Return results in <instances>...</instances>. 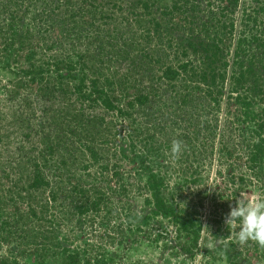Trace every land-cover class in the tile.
Segmentation results:
<instances>
[{"label":"rangeland","instance_id":"1","mask_svg":"<svg viewBox=\"0 0 264 264\" xmlns=\"http://www.w3.org/2000/svg\"><path fill=\"white\" fill-rule=\"evenodd\" d=\"M95 1L96 17L84 8L87 17L83 20L90 23L81 20L73 28L72 21L66 19V0H0V196L7 220L0 231V260L6 256L10 264H63L60 255L44 249L47 242L54 246L53 236L57 235L61 249L79 251L81 264H264V248L252 241L239 245V227H229L225 222L241 197L264 195V157L250 160L251 146L260 138L257 119H246L245 114L246 110L260 113L264 107L262 94L250 90L249 99H242L247 89L255 86L253 76L242 86L230 80L239 71L237 60L248 64L252 55L264 51V45L258 44L264 42V0H181L187 7L193 2L199 6L197 13L190 11L188 17L171 11L174 0L152 3L149 13L137 0ZM60 4L61 8L57 7ZM139 17L145 18L150 32L137 41L134 28ZM203 24L212 36L220 26H227L220 42L221 58L214 64L225 71L227 80L217 78L215 85L210 83V71L202 79L201 65L207 52L200 42L212 41L206 37ZM191 25L196 27L194 32L188 29ZM29 29L30 47L18 49L20 36ZM254 35L259 40L254 41ZM11 36L18 38L15 48L7 47ZM190 37L197 43V50L182 44ZM29 49H34L43 62L45 76L39 83L22 88L17 84L24 85L27 75L15 56L19 51L25 55ZM121 49L127 51V57H117ZM100 56L110 67V76L116 74L117 83L107 85L113 108L104 107L101 100L90 107L77 95H65L63 82L56 79L59 72L54 65L46 64L47 59H62L72 67L64 72L65 80L79 83L82 72H87L86 83L90 84L94 57ZM188 62L189 70L184 71L182 66ZM167 65L180 75L160 80ZM254 66L257 76L264 79V64L255 62ZM233 86L238 89L233 90ZM141 96L145 100L147 96L146 104L139 100ZM130 100L134 101L133 108H129ZM70 102L76 109L87 104L84 121L74 122L65 131L61 125H50L56 116L64 119ZM246 102L253 103L247 106ZM119 108L133 113L121 115ZM97 114L104 118V126L111 127V137L103 148H111V165L120 164L117 169L123 184L116 177L108 180L102 168L106 158L100 154L94 158L87 147L94 145L87 135L90 116ZM57 138L65 143L64 155L70 157L66 152L76 150L66 170L59 168L60 158L50 150L51 145L58 144ZM174 140L186 146L178 157L171 154ZM43 148L52 186L60 181L74 184L78 180L72 176L76 174L84 179L82 186L90 188L88 195H93L91 188L95 187V191L106 193L105 201L102 212L92 219L86 217L85 224L75 220L56 222L41 231V220L32 218L30 207L50 194L51 185L22 191L24 198L18 202L24 213L21 218H31L29 240L33 237L36 241L22 244L25 237H20L21 227L12 217L17 206L11 199L18 189L13 187L17 159L33 154L34 162L25 159L31 165L25 161L22 168L35 169L41 164L35 162L42 161L39 151ZM157 180L161 183L156 189L174 213L166 214L156 204L153 184ZM121 185L127 187L124 195L119 193ZM61 198L41 215L54 218L62 203L73 207L74 196ZM51 228L53 233L47 230ZM209 241H215V246L209 248Z\"/></svg>","mask_w":264,"mask_h":264},{"label":"trees","instance_id":"2","mask_svg":"<svg viewBox=\"0 0 264 264\" xmlns=\"http://www.w3.org/2000/svg\"><path fill=\"white\" fill-rule=\"evenodd\" d=\"M93 1V2H91ZM84 0L83 4L81 6H78L77 4L79 3V0H66L65 4H64V9L66 11L67 18L68 20L72 21L73 23V28L78 27L80 24V21L82 20L83 24H89L90 20L84 21L83 19L86 18L87 16L84 14L85 12H87L89 15H95L96 17V13H97V9H96V1L95 0ZM158 0H137L138 4H142L143 8L145 10L148 11L149 13V9L151 8L152 3H156ZM181 0H174L173 1V7L174 9H172L171 11L174 12L173 10H177L180 15L181 14H186V17H188L190 14V11H193L194 13H197V10L199 9V6L193 2V4L190 7H187L185 4H181L180 3ZM188 3V1H187ZM57 7L61 8V4L57 5ZM84 8L86 9V11L84 12ZM26 11H28V9H26ZM196 15V14H194ZM185 16V15H184ZM216 18V17H214ZM145 18L144 17H139L137 19L138 21V28L135 27V31H134V37L135 39L140 40V37L142 35H146V33H148L150 30L148 29L147 26H145ZM86 24V25H87ZM221 25V24H220ZM249 26V25H247ZM245 26V27H247ZM13 27V26H12ZM186 27V25H185ZM193 30H192V29ZM191 28L188 27V29L192 32H194L195 28L194 26L191 25ZM227 28L226 24H223L222 26H220V29H218L216 31V35L212 36V31L209 30V28L206 26V24H203L202 29L204 31V33L207 35L206 37L211 41L210 43H206V42H200L201 47L203 48V50H205L207 52V54L205 55L206 57L204 58V61L201 65V70L202 71V79H206L207 78V72L210 71L212 73L211 75V84L215 85L217 82V78L221 79L222 81H226L227 80V75H225V71L221 70L219 67H216L214 64L221 58V53H220V42L223 41L224 39V35H225V29ZM30 32L29 30H26L23 32V34L20 36L19 38V42H20V47L18 49H22L24 47H30V36L28 35ZM169 31L167 30V33ZM127 33V32H126ZM128 33L131 35L132 33V29H128ZM139 33V35L137 34ZM16 35L19 36V33L16 32ZM264 38V37H263ZM254 41L255 40H259V38H257V36H253L252 38ZM262 39V38H261ZM9 43H8V48H15V45L18 41V38H13L11 36V38H9ZM182 44H187L188 46L192 47L193 50H197V43L195 42L194 38L190 37L188 39H186L184 42H182ZM258 44L264 45V42H259ZM6 47V48H7ZM113 49V48H112ZM114 49H116L114 47ZM122 52H120L117 54L118 58H125L127 57V54L125 50L121 49ZM19 51V50H18ZM264 51H262L261 55L255 56L252 55L253 58L250 59V61L248 62V64L245 62V60H237V65L239 67V71L238 73H233L230 76V80L231 82L235 83L236 85H240L242 86L243 82L246 81L248 79L249 76H253L254 77V82H255V86L252 88L247 89V91H249L247 94H245V96H241L242 99H249L250 97V90L253 91L255 93V95L258 94H262V97H260L261 101H264V84H263V80L261 77L257 76L258 75V70H256V63H263L264 64ZM11 56V55H9ZM17 57V58H16ZM96 57V56H95ZM94 57V63L92 65V73H93V78L90 79V84L86 83V80L88 78V74L87 72H82L83 77L81 78V80L79 81V83H70V79H66L65 77L66 74L69 72L68 69H72V67L70 65H67L66 62L62 59H58L55 60L53 58L51 59H47L46 60V64L47 66L51 67V65H54V68L59 72L58 76H57V80H59V82H63L62 84V89L65 92V95L70 93L69 95H77L79 97L80 100L83 101V103H89L88 106L92 107L95 106L97 104V102H99L101 100V103L104 107L106 108H113V103L111 101V98L108 94V88L107 85H111L114 83H117L116 80H114V74H112L113 78L110 76L109 73V66L105 63V61L103 62L101 59L102 56L98 57L95 59ZM255 57V58H254ZM25 60V61H23ZM160 58L157 60L159 61ZM15 61L16 62H21V70L22 72L27 75V78L25 80V84L20 86L19 84H17L18 87H24V86H32L34 83H39V78L45 76V70L46 68H44L43 66V62L37 57V54L35 53L34 49L28 50L27 54H23L20 51L18 52V55L15 56ZM97 61V63H96ZM255 61V62H254ZM100 63V64H99ZM26 67H25V66ZM227 63H224L223 66H226ZM188 66L190 67V62L187 63V65H183L182 68L184 69V71L189 70ZM48 67V69L50 70V68ZM194 68V67H192ZM67 72V73H64ZM179 71L176 70L175 68H173L171 65H167L165 66V68L163 69L162 74L159 76V79L162 80L163 78L165 79H170L173 80L175 79L177 76H179ZM73 78V77H72ZM264 78V76H263ZM21 82V81H20ZM89 88V91H84L83 89L85 88ZM190 86V85H189ZM211 86V85H209ZM233 90L236 91V89H238L236 86H233ZM219 92V91H218ZM212 93H214V90L210 91V95H212ZM240 97V96H239ZM70 98V97H69ZM145 99H143V97L141 96L139 98V100H145V104L147 103V96L145 97ZM71 101V100H70ZM253 102H246V105L249 106L250 104H252ZM75 103L74 102H70L69 104H67V111L64 112V114H66V116H64V119H59V117H54L49 124L52 125H56L57 128H64V131L67 130L71 124H73L74 122H78V123H82L84 121V117L86 116L85 114V108L88 107L87 104H84V107L82 108H74L73 105ZM129 108H133L134 107V101L130 100L128 102ZM119 112L121 113V115H127V114H131L133 113L131 111V113L127 112L124 110V108H119ZM253 113V111L251 110H246L245 114H246V119H257V122H255L257 124V133L259 134V140L256 141L254 143V145L251 146V150H250V160L252 161H257L259 158L263 159L264 157V138H263V133H264V107L261 109L260 113L258 114H251ZM149 115V114H148ZM253 115V116H252ZM90 127H89V135H87V137H90V140H92L94 142L93 147L92 146H87L88 149H90L91 155H93L94 158H96V156L98 154H100L101 157H105L106 158V162L104 164V166L102 168H104L106 171H104V175L106 177H108V180L110 178L116 177L118 178V181L120 184H123L124 182H121V176H120V171L119 166L120 164L118 162H114L113 165H111V156L112 153H110V149L105 150V148H103V145L105 143H108V138L111 137V133L109 132L111 127H106L104 126L105 124V120L104 118L101 116L97 115H92L90 116ZM96 120V121H95ZM61 122H64L63 124H61ZM100 122V123H98ZM112 122V121H111ZM98 123V124H97ZM63 125V126H62ZM133 126V125H132ZM91 128V129H90ZM95 128V130L93 129ZM97 128V129H96ZM136 128H134L135 130ZM106 134H105V133ZM44 133V132H43ZM46 133V132H45ZM44 133V135H45ZM66 134H68V132H66ZM114 135V134H113ZM46 136V135H45ZM43 141V140H41ZM33 147H35L36 143H37V139L33 140ZM39 143V142H38ZM58 143L56 146L51 145V152L55 154V156L59 157L60 160L58 161V165L59 168L61 170H66L67 166L69 165V162H72L70 160L71 155H75L76 150L74 151L75 148L72 149L71 153L70 151H67L66 153L68 155H70V157L64 155V141L61 140L60 138L56 139V142ZM104 143V144H103ZM40 144V143H39ZM46 142L43 144L44 147H47ZM109 150V151H108ZM39 153L41 154L42 157V161H37L35 163H41L39 164L35 169H31L28 170L26 168H22L23 163L26 161V163L30 164V162H28L25 159H30L31 161L34 162V159H32L33 154L27 155V157H22L21 155H19L18 159H17V172L15 175H17V181L13 184V187H16L18 189L15 190L14 192V196H11L12 200L14 201V203L17 205L14 207L13 209V220L16 224H19L21 227V235L20 237L23 238L24 240H22V244H30V243H36V241H34V238L32 237L29 240V237L31 236V227H29V224H31V218H29V215H25V219L23 220V218H21L23 216V210H21L20 205L18 204L19 201H21V199H23L24 197L22 196V191H27V190H32V189H39L40 187H43V189H46L47 186L51 185V180H50V176L47 174L46 172V165L48 160L46 153V148H43L41 151H39ZM107 155V156H105ZM113 156V155H112ZM139 156V155H138ZM140 157V156H139ZM79 159V158H77ZM31 165V164H30ZM64 175V173H62V176ZM155 177V175H154ZM72 178L78 180L77 182H75L74 184L68 185L67 183H63V182H59L56 186H52L50 188V194H48L46 197H44V199L35 201L31 203V214H32V218H36L38 220H41L40 224L42 226V230H45V226H52V224L58 222L63 223L65 221H76L80 224H85L86 217L88 219H92L91 216L94 215L96 216V214L98 212H102L103 210V202L105 201V196L106 193L102 192V191H95L96 188L92 187L91 189L93 190V195H88V190L89 192L91 191L90 188L87 189L84 186H82L83 184V178L77 176L76 174H73ZM23 182V183H22ZM160 181L157 180L155 182V184H153V189L155 190L154 193V197L156 200V204L158 205V207L160 209H162V211L164 213H174L173 209L171 211H169L167 209V205L165 203V200L163 199L162 193H159L158 190L156 189V187L160 186ZM23 184H27L26 186H24ZM23 185V186H22ZM54 185V184H53ZM126 186L121 185V189L119 190V193H121L122 195L126 194ZM112 191H116L115 189ZM16 193V194H15ZM92 193V192H91ZM72 196H74V201H73V207L68 206V203H62L60 204V207L62 209H60L57 212V215L54 216V218H48L47 216H43L41 215L43 212H45L46 209H50L51 206H53L55 203H57V201L59 199H62L61 197L63 196L64 199L66 198V200H68V198H70ZM3 201L2 196H0V231H2L4 224L6 223V219L4 218V213L1 207V203ZM58 208V206H56ZM30 219V220H29ZM190 225H193V220L190 221ZM53 228V227H52ZM47 229L48 231L50 230L51 233L54 232L53 229ZM12 232V231H11ZM47 235V234H46ZM53 235V234H51ZM54 238V246H50L49 243L47 242L45 244L44 249L46 250V252H49L50 250L53 251L54 254H56L57 256L60 255L62 260H63V264H81L80 263V259H79V251H72V250H68V248H63L61 249V242L59 241L57 235L53 236ZM50 241V240H49ZM54 247V248H53ZM56 248V249H55ZM59 248V249H57ZM224 252L229 256V258L231 259V254L229 251H227L226 249L224 250ZM40 253H43L40 252ZM233 261V260H231ZM234 264H238V262L234 261ZM0 264H10V260L9 257L4 256L3 259L0 260ZM14 264H20L15 262ZM24 264V263H22ZM27 264V263H26ZM36 264H40V263H36ZM44 264V263H41ZM86 264H89L88 261H86Z\"/></svg>","mask_w":264,"mask_h":264},{"label":"clouds","instance_id":"3","mask_svg":"<svg viewBox=\"0 0 264 264\" xmlns=\"http://www.w3.org/2000/svg\"><path fill=\"white\" fill-rule=\"evenodd\" d=\"M186 146L183 141L172 142L171 154L178 157ZM229 227H239L236 242L243 246L249 241L257 243L264 248V195L241 197L236 206L231 207L225 218ZM215 241H209L208 247L215 246Z\"/></svg>","mask_w":264,"mask_h":264}]
</instances>
